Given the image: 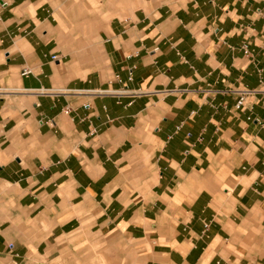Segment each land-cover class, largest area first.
Masks as SVG:
<instances>
[{"label":"crops","instance_id":"crops-1","mask_svg":"<svg viewBox=\"0 0 264 264\" xmlns=\"http://www.w3.org/2000/svg\"><path fill=\"white\" fill-rule=\"evenodd\" d=\"M131 4L82 26L0 0V264L106 236L143 264H264V0Z\"/></svg>","mask_w":264,"mask_h":264},{"label":"rangeland","instance_id":"rangeland-1","mask_svg":"<svg viewBox=\"0 0 264 264\" xmlns=\"http://www.w3.org/2000/svg\"><path fill=\"white\" fill-rule=\"evenodd\" d=\"M65 4L70 3L72 21L84 22L87 26H93L89 22L95 19L104 21L118 16V13L110 11H123L125 13L132 8L131 0H59ZM96 24V23H95ZM74 32V31H73ZM78 37L87 39L92 43L94 29L75 31ZM143 255L140 243L129 241L124 237L106 236L101 238L84 237L83 242L77 247H70L64 253L63 258L56 264H143Z\"/></svg>","mask_w":264,"mask_h":264},{"label":"built area","instance_id":"built-area-1","mask_svg":"<svg viewBox=\"0 0 264 264\" xmlns=\"http://www.w3.org/2000/svg\"><path fill=\"white\" fill-rule=\"evenodd\" d=\"M262 48L264 50V43H263ZM247 53L249 54L248 51H247ZM52 60L53 61H58V60H60V56L59 55H54V56H52ZM157 63L158 62H156V64ZM30 75H32L31 69L25 68L22 71V76L23 77H28ZM5 92H6L5 89L0 88V95L4 94ZM37 92L39 94L45 95V96H54L57 93H59V92L60 93H63L64 91H59L57 89H47V88L42 87L41 89L37 90ZM173 92H176V91H168L166 93H173ZM89 94L92 95V96H96V97L111 96V97L117 98L118 100H121L123 98H135L138 95H140L141 92L140 91H131L128 88L121 89V90L94 89V90L89 91ZM238 94H239V99H238V102H237V105H236V110L238 112H244L246 110V101H247V98L251 94V92L250 91H241V92H238ZM119 104H121V102H119ZM69 112H70V110L67 109L66 110V113H69ZM258 122L260 124H262V125L264 124V121H262V123L260 121H258ZM205 229H206V231L209 230V224H206L205 225Z\"/></svg>","mask_w":264,"mask_h":264}]
</instances>
